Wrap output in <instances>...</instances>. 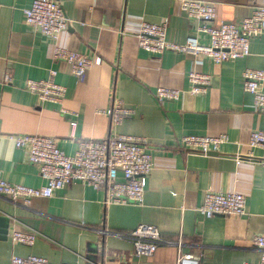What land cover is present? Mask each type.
Here are the masks:
<instances>
[{
	"label": "crops",
	"instance_id": "obj_1",
	"mask_svg": "<svg viewBox=\"0 0 264 264\" xmlns=\"http://www.w3.org/2000/svg\"><path fill=\"white\" fill-rule=\"evenodd\" d=\"M32 1L0 0V177L27 187L42 184L37 165L14 147L8 138L12 135L51 138L67 156L83 141L141 137L147 141L153 169L140 205H106L103 190L77 182L27 207L0 197V216L9 219L5 234L0 228V264H10L12 255L37 256L52 264H92L90 259L97 264H176L179 240L182 253L197 264L257 262L261 251L252 238L264 235V146L250 148L248 141L252 132H264V112L253 111L242 74L246 69L264 71V34L250 41L248 57L220 64L173 52L150 55L137 45L144 22L167 19L170 42L195 38L208 44V38L196 32L197 23L180 10L179 0H55L70 21L58 46L101 60L77 79L67 64L52 62L50 42L26 26L23 10ZM202 1L214 5L215 27L238 24L255 7H264V0ZM50 70L66 89L60 105L40 102L23 90L25 81L46 80ZM191 72L210 77L205 95L186 93L177 102L155 101L157 87L188 91ZM7 76L9 83L4 82ZM115 101L132 110L116 126L104 114ZM61 108L69 114L63 116ZM223 134L229 141L216 155L180 148L186 135ZM206 191L241 194L246 215L204 218L197 208ZM140 225L160 232L163 244L150 257H134L126 238ZM31 231L36 238L30 247L9 239L12 232Z\"/></svg>",
	"mask_w": 264,
	"mask_h": 264
},
{
	"label": "built area",
	"instance_id": "obj_2",
	"mask_svg": "<svg viewBox=\"0 0 264 264\" xmlns=\"http://www.w3.org/2000/svg\"><path fill=\"white\" fill-rule=\"evenodd\" d=\"M180 10L187 19L197 23L196 32L208 38V44L202 45L195 38H188L184 44L167 40V19L158 23L144 22L136 35L138 48L150 55H161L164 52L203 56L213 63L220 64L230 60L243 59L250 55V41L264 34V7H255L251 15L238 24L212 26L216 18L214 5L202 0H179ZM25 24L28 28L40 33L52 45V62L65 63L71 74L82 79L85 73L101 63L100 58H88L74 51L58 46L62 32L66 31L70 21L66 18L62 6L55 0H33L30 7L23 10ZM56 71L50 70L46 80H27L23 90L34 95L38 101L61 104L66 89L55 82ZM188 91L157 87L153 97L158 104L180 101L184 94L193 96L205 95L210 86V77L200 73H189ZM5 83L10 77H5ZM264 71L246 69L242 74V88L253 98L252 109L256 113L264 112ZM60 113H69L61 108ZM112 125L116 126L132 115V110L124 107L119 101L104 112ZM74 116V115H73ZM71 129L76 123L70 122ZM16 149L23 150L27 160L38 167L42 180L39 187H27L11 184L0 177V197L28 206L34 199H49L56 191L62 190L77 182L86 187L105 192L106 205L143 202L147 179L153 163L147 141L141 137L119 135L107 141L88 140L79 144L78 150L67 156L56 146L55 140L38 135H18L8 137ZM229 141L227 135L204 137L186 135L180 139V148L185 151L208 156L219 154L222 145ZM248 146H264V132L251 133ZM242 159L241 155H234ZM249 158V157H248ZM121 174V179L118 178ZM197 212L204 218L216 216L236 218L246 215L245 198L235 192L206 191ZM35 232H12L9 239L13 245L30 247L34 244ZM126 238L132 243L134 257H150L163 244L160 232L153 226L140 225ZM252 244L261 251L257 262L243 264H264V235L252 238ZM177 248L176 264H197L190 255L181 251L182 243H175ZM10 264H52L37 256L19 257L12 255ZM70 264V263H58Z\"/></svg>",
	"mask_w": 264,
	"mask_h": 264
},
{
	"label": "water",
	"instance_id": "obj_3",
	"mask_svg": "<svg viewBox=\"0 0 264 264\" xmlns=\"http://www.w3.org/2000/svg\"><path fill=\"white\" fill-rule=\"evenodd\" d=\"M217 153H210L209 155H216ZM9 223V219L4 216H0V228H3L2 233L5 234L7 230V225ZM90 263L97 264L96 259H90Z\"/></svg>",
	"mask_w": 264,
	"mask_h": 264
}]
</instances>
